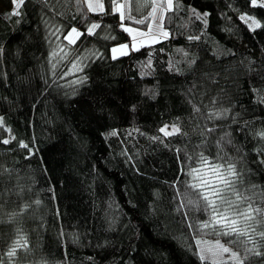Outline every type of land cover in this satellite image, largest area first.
<instances>
[{"label": "trees", "instance_id": "16d2710c", "mask_svg": "<svg viewBox=\"0 0 264 264\" xmlns=\"http://www.w3.org/2000/svg\"><path fill=\"white\" fill-rule=\"evenodd\" d=\"M102 1L104 11L91 12L85 0H24L13 16V0H0V264H237L201 261L197 239L264 264L246 251L255 242L264 253L255 233L241 244L219 226L199 229L209 216L189 203L197 193L185 183L201 153L224 163L225 137L237 188L264 209V7ZM119 3L123 23L142 30L165 6L168 36L133 50ZM93 23L100 27L87 35ZM73 28L82 35L70 44ZM123 43L130 52L112 59ZM73 62L80 70L70 73ZM164 125L180 131L165 136Z\"/></svg>", "mask_w": 264, "mask_h": 264}, {"label": "snow or ice", "instance_id": "6c2138e0", "mask_svg": "<svg viewBox=\"0 0 264 264\" xmlns=\"http://www.w3.org/2000/svg\"><path fill=\"white\" fill-rule=\"evenodd\" d=\"M24 0H13V3L16 5L17 9L23 4ZM253 5L256 4V0H252ZM264 7V4L260 5ZM99 11L103 12V6L98 5ZM122 7V5H121ZM168 8H172V0H168ZM89 11H95L91 2L88 3ZM155 9H153V12ZM11 15L16 16L19 15L18 11H14ZM206 15V14H205ZM125 19L124 13H120L119 16V27L123 29L124 32L132 33L136 30L131 27H125L123 21ZM129 20L133 18L131 16L128 17ZM247 18L242 16L241 20H246ZM134 23L144 24L145 20H134ZM253 25L256 28L260 27V24L253 20L252 24H249V28H253ZM100 27L99 23H93L90 27L87 28V35H94L95 30ZM151 31V26H149V32ZM165 37L168 36L167 32L162 33ZM82 35L75 28L71 29V31L65 37L68 39L70 44L75 43V38H79ZM137 35H144L142 32H136V35H132V40H136ZM75 37V38H74ZM189 39H198V37H190ZM122 49H127L128 45H122ZM133 50H138L135 43L132 45ZM113 53L117 52L118 49L113 48ZM122 54H127L126 51L122 52ZM115 58V56H113ZM72 68L74 70L78 69V65L76 63L72 64ZM262 102H264V97H262ZM195 111H199L198 108H195ZM0 123H2V119H0ZM161 132L164 133L165 136L176 134L180 131L179 127L173 125L171 132L167 130V126L165 128L160 129ZM208 131H214V129H208ZM115 132L110 133V135H115ZM264 137V133L260 134ZM221 141L224 143L231 144V140H225V137H221ZM221 141H217V146L219 151L217 152V158L220 161H224V163H214L209 161L202 153L199 156V160L202 162V167L193 168L190 172H188V176L191 177V181H186L187 186L197 193V198L195 200H189L190 204H195L197 209L199 210L201 205L202 209L205 213L208 214L209 219L204 221L199 225V229L203 231L204 229L209 228L210 226L216 229V226H219L218 234H222L224 236H232L235 234L236 240L232 241L233 243L239 241L241 244H247L248 240H240L242 236H249V232H253L256 235L260 236L264 239V231L256 232V228L253 224L248 222H255L256 225L264 223V219H257V217H264V209L260 207H253L252 203L248 202L251 198L244 195L237 188V181L239 178V173L236 170L234 164L227 162L226 157L227 153L223 150V145ZM4 144H8V140H3ZM21 147H27V145L21 144ZM243 205V206H242ZM243 225V226H241ZM189 227H193V225L189 224ZM251 240V237H249ZM200 241H197L199 244ZM217 245L222 248V251L225 253L230 252V249L227 247H223V245ZM20 241L16 242V247H13L11 251L8 252V256L12 257L16 254L17 247H20ZM23 247H27L26 242ZM211 251V250H209ZM247 252H251L256 256H262L264 253L259 251V246L253 242L252 248H247ZM231 257L237 262V264H244V259L239 257L237 253H231ZM201 261L207 259L202 253L200 255Z\"/></svg>", "mask_w": 264, "mask_h": 264}, {"label": "rangeland", "instance_id": "374dc122", "mask_svg": "<svg viewBox=\"0 0 264 264\" xmlns=\"http://www.w3.org/2000/svg\"><path fill=\"white\" fill-rule=\"evenodd\" d=\"M89 2H91L92 5H93V8L96 9L95 11H91V12H99L98 5H101V4H102L103 9H104V4H103L102 0H85L87 8H88V3ZM261 4H264V0L263 1L256 0V4L254 6L261 5ZM121 5L122 4H120V3L119 4H115L113 10H114V12H117L119 14V16H120L121 12L124 13V16H126L124 7H123V5L121 7ZM252 5H253V3H252ZM165 6H166V8H168V0L165 1ZM165 6L163 7L162 5H155V7H154L155 11L152 12V18H151V23H150V26H151V31L150 32H149V27H148L147 30H142V29H138V28H134V27L128 26L127 24L123 23L125 27H131L132 29L136 30V31H134L132 33V35H136L137 31L144 33V35H137L135 41L132 40V35H130L128 33V35L130 36L131 43H132L131 45H133V43H135V45L137 47L139 45V41H140L141 38H144V41H149L153 37L164 36L162 33L166 32V31L163 29L162 19H163V15H164ZM17 10L18 9H17L16 5L14 4L12 11L14 12V11H17ZM242 16L247 18L246 20H242V22L245 23L248 26V28H249V24H252L253 20L257 21L260 24V22L257 19L252 18L250 16H247L245 14H240L239 15L240 19H241ZM255 28L256 27L253 25V28H251V30H253ZM67 41H68V39H67ZM125 44L128 45V43H123V44L115 45V46H113L111 48L110 56H111L112 59H116V58L125 56V55H127L130 52L129 45H128V48L126 50L121 48V46L125 45ZM113 48L118 49V51L113 53V51H112ZM131 48H132V46H131ZM124 51H126L127 54H122V52H124ZM113 56H115V58H113ZM72 64L68 68L69 69L68 71L70 73H72L74 71V69L72 68ZM166 126H167V130L169 132H171L173 125H164L161 128H165ZM161 133L164 134L163 132H161ZM197 241H200V243L197 244ZM217 242H219V245H223V247H226V245L222 244V242H220L218 240L197 239L195 241V243H196V247H197V252H198L199 258H200V255L202 253L205 257H207L206 260H209V261L221 262V261L230 259V261L233 262L234 259L231 257V253H235V252L232 251V249L228 253L223 252L222 248H220L217 245ZM227 248H229V247L227 246ZM209 250H211V251H209Z\"/></svg>", "mask_w": 264, "mask_h": 264}, {"label": "crops", "instance_id": "0c3cea01", "mask_svg": "<svg viewBox=\"0 0 264 264\" xmlns=\"http://www.w3.org/2000/svg\"><path fill=\"white\" fill-rule=\"evenodd\" d=\"M130 37V36H129ZM142 37V36H141ZM162 38V36H158V37H153L151 38V40L149 41H144V38H141L140 41H139V45L137 46L138 47H141V46H145V45H148V44H152V43H155L156 41L160 40ZM132 44V43H131Z\"/></svg>", "mask_w": 264, "mask_h": 264}]
</instances>
